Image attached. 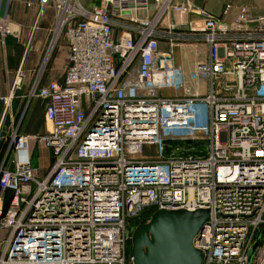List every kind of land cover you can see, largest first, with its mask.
I'll return each instance as SVG.
<instances>
[{"label":"built area","instance_id":"obj_1","mask_svg":"<svg viewBox=\"0 0 264 264\" xmlns=\"http://www.w3.org/2000/svg\"><path fill=\"white\" fill-rule=\"evenodd\" d=\"M39 5L55 11L50 49L63 37L68 64L31 92L47 100L35 137L53 152L47 176L28 134L13 132L0 161V191L13 194L0 205V264H133L134 221L150 208L209 209L194 238L202 264H252L256 250L264 264V13L240 6L226 20L191 0ZM200 43L205 58L187 72L174 49Z\"/></svg>","mask_w":264,"mask_h":264},{"label":"crops","instance_id":"obj_2","mask_svg":"<svg viewBox=\"0 0 264 264\" xmlns=\"http://www.w3.org/2000/svg\"><path fill=\"white\" fill-rule=\"evenodd\" d=\"M193 2L217 17L227 16L229 19L235 16L240 6H248L254 14L264 13V0ZM90 3L91 0H86V4ZM228 5L229 12L224 15L223 11ZM189 17L197 24L201 23L199 15L193 13ZM0 20L10 28L6 35L0 31V144L15 131L31 135L32 166L36 169L37 176L43 178L47 176L53 163V152L35 137L46 129L44 114L47 100L32 96L31 92L38 79L41 84L63 80L68 64V46L62 38L65 44L59 39L50 49L55 11L51 6L42 9L39 0H0ZM161 47L168 48V44L162 41ZM188 47H194L200 55L204 45H184L174 49L177 61L184 65L187 72H191L201 58L187 56ZM47 55L48 60L43 67V60ZM19 73L22 83L19 88H15L14 82ZM2 204L3 201L0 200V205ZM8 235V230L0 228V256L5 251Z\"/></svg>","mask_w":264,"mask_h":264},{"label":"water","instance_id":"obj_3","mask_svg":"<svg viewBox=\"0 0 264 264\" xmlns=\"http://www.w3.org/2000/svg\"><path fill=\"white\" fill-rule=\"evenodd\" d=\"M209 209L156 210L134 229L130 258L133 264H202L203 253L194 238L209 217Z\"/></svg>","mask_w":264,"mask_h":264},{"label":"rangeland","instance_id":"obj_4","mask_svg":"<svg viewBox=\"0 0 264 264\" xmlns=\"http://www.w3.org/2000/svg\"><path fill=\"white\" fill-rule=\"evenodd\" d=\"M83 3H86V0H81ZM192 1V4H193V6L195 7V8H197V9H204V10H206L203 6H201V5H198V4H196V3H194L193 2V0H191ZM207 11V10H206ZM226 20H231V18L229 19L227 16H225L224 17ZM63 38V37H62ZM62 38H60V40L59 41H61V42H63L64 44H65V42H64V38L62 39ZM199 45V44H198ZM197 46V45H196ZM189 49H188V51L186 52V54H187V56H189V57H191V58H197V56L199 57L200 56V58H201V60L202 59H204L205 58V52H206V50H205V48H203V50H202V52H200V55L199 54H197V51H196V49L194 48V47H188ZM47 57V58H46ZM45 57V60H43V67L46 65V63H47V60H48V55ZM131 80H133V81H136V77L135 76H133V75H131L130 77H129ZM10 139V138H9ZM143 155H145V156H149V157H151V156H157L158 155V150H157V148L156 147H152V146H145V148H144V150H143ZM0 197L2 198V201H3V208L4 207H7L8 206V204H9V202H10V199H11V193L10 192H0ZM131 249H132V240H131V242L129 243V250L131 251ZM258 253H257V250L254 252H252L251 253V256H250V263H254L255 262V258H256V255H257Z\"/></svg>","mask_w":264,"mask_h":264},{"label":"trees","instance_id":"obj_5","mask_svg":"<svg viewBox=\"0 0 264 264\" xmlns=\"http://www.w3.org/2000/svg\"><path fill=\"white\" fill-rule=\"evenodd\" d=\"M8 140L9 139H7V140H5L4 141V143L2 144H0V161H1V159H2V156L4 155V150H5V148H6V145H7V143H8ZM0 192H2V191H0ZM3 192H10L11 193V198H12V192L10 191V190H5V191H3ZM11 200V199H10ZM10 203V202H9ZM8 206H9V204H8ZM8 206L7 207H4V211L8 208ZM155 212V210L154 209H148V211L144 214V216L141 218V219H138V220H135L134 221V225H135V228H137L138 226H140V225H142V224H144L146 221H147V219H149V217H151V215L153 214ZM131 240L132 239H130V241H129V243L131 242ZM129 253H130V250H129Z\"/></svg>","mask_w":264,"mask_h":264}]
</instances>
